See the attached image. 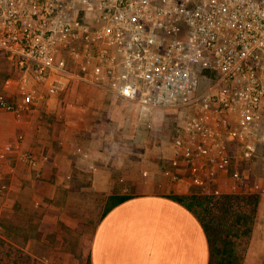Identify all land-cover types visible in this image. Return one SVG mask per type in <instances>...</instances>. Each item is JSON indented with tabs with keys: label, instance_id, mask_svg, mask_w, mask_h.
Segmentation results:
<instances>
[{
	"label": "built area",
	"instance_id": "2783aa9c",
	"mask_svg": "<svg viewBox=\"0 0 264 264\" xmlns=\"http://www.w3.org/2000/svg\"><path fill=\"white\" fill-rule=\"evenodd\" d=\"M0 75L17 91L0 94V111L16 117L76 84L144 116L183 110L172 180L257 193L247 172L264 159V0H0ZM23 141L0 146V161L35 168Z\"/></svg>",
	"mask_w": 264,
	"mask_h": 264
},
{
	"label": "crops",
	"instance_id": "0c3cea01",
	"mask_svg": "<svg viewBox=\"0 0 264 264\" xmlns=\"http://www.w3.org/2000/svg\"><path fill=\"white\" fill-rule=\"evenodd\" d=\"M77 96L94 100L76 101ZM41 111L46 115L34 119ZM102 112L118 114L109 117L117 126L112 139L94 129L93 124L99 123L101 129L107 120L99 114ZM139 113L133 103L84 84L22 111L15 122L22 124L19 129L24 141L17 150L34 151L39 164L35 168L17 160L13 164L11 153L0 161V176L6 180L2 185L13 194L24 185L35 188L44 184L53 190L78 187L104 195L91 238V264H208L209 247L202 225L170 197L196 192L188 182L171 178L176 171L169 145L172 137L168 145L158 147L153 143L155 136L144 127L155 125L157 112L141 116L147 117L145 123ZM247 175L251 179L250 170ZM133 187L138 189L136 193L102 215L109 196L129 194ZM263 216L261 198L243 264H255L257 252L261 258L264 239L257 234L256 222Z\"/></svg>",
	"mask_w": 264,
	"mask_h": 264
},
{
	"label": "rangeland",
	"instance_id": "374dc122",
	"mask_svg": "<svg viewBox=\"0 0 264 264\" xmlns=\"http://www.w3.org/2000/svg\"><path fill=\"white\" fill-rule=\"evenodd\" d=\"M1 65L3 70H6L3 62ZM4 79L0 78V94L15 97L16 82L8 81L9 79L3 81ZM75 100L93 102L94 98L77 96ZM94 113L96 116L98 110ZM44 114L46 115L41 111L34 119ZM99 114L107 120L101 123V129L97 126L99 123L93 124L94 129L98 128L97 132H100L103 138L110 136L112 139L117 126L110 123L113 120L109 117L118 114ZM184 114L183 110L157 111L156 117L154 116L155 125H144L145 130L155 136L156 141L153 143L158 147L168 145L175 128L185 120ZM138 116L144 123L147 122V117H141L143 115L140 113ZM16 118L10 113L0 111V146L10 141L15 142L17 136L22 133L23 130L19 127L22 124L17 125ZM22 119L26 120V115H22ZM111 142L112 140L109 141L110 144ZM9 159L16 164L15 154ZM251 167V184L259 186L256 192L260 199H264V159L259 157ZM5 182L3 175L0 176V237L39 259L43 264H87L91 238L102 212L101 201L104 195L78 187L53 190L44 184L35 188L24 185L14 190L13 194L3 187ZM137 191L138 189L133 187L129 188L127 193ZM256 228L257 234L264 239V216L257 218ZM254 259L255 264H264V246L261 258L259 259L257 252Z\"/></svg>",
	"mask_w": 264,
	"mask_h": 264
},
{
	"label": "trees",
	"instance_id": "16d2710c",
	"mask_svg": "<svg viewBox=\"0 0 264 264\" xmlns=\"http://www.w3.org/2000/svg\"><path fill=\"white\" fill-rule=\"evenodd\" d=\"M1 77L5 78L3 81L8 79ZM130 197V194L109 196L102 215ZM170 197L192 212L202 225L209 247L208 264H243L257 216L258 193H189ZM0 264L43 263L0 237ZM87 264H91L90 256Z\"/></svg>",
	"mask_w": 264,
	"mask_h": 264
},
{
	"label": "snow or ice",
	"instance_id": "6c2138e0",
	"mask_svg": "<svg viewBox=\"0 0 264 264\" xmlns=\"http://www.w3.org/2000/svg\"><path fill=\"white\" fill-rule=\"evenodd\" d=\"M213 3H215V0H213Z\"/></svg>",
	"mask_w": 264,
	"mask_h": 264
}]
</instances>
